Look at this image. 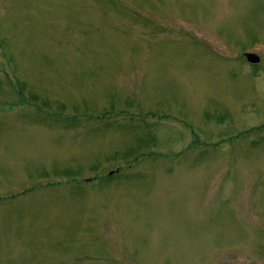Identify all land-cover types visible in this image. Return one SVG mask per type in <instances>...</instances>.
Returning <instances> with one entry per match:
<instances>
[{
  "label": "rangeland",
  "instance_id": "obj_1",
  "mask_svg": "<svg viewBox=\"0 0 264 264\" xmlns=\"http://www.w3.org/2000/svg\"><path fill=\"white\" fill-rule=\"evenodd\" d=\"M0 264H264V0H0Z\"/></svg>",
  "mask_w": 264,
  "mask_h": 264
},
{
  "label": "water",
  "instance_id": "obj_2",
  "mask_svg": "<svg viewBox=\"0 0 264 264\" xmlns=\"http://www.w3.org/2000/svg\"><path fill=\"white\" fill-rule=\"evenodd\" d=\"M246 57L250 62L257 63L260 61V57L256 53L248 52L246 53Z\"/></svg>",
  "mask_w": 264,
  "mask_h": 264
}]
</instances>
